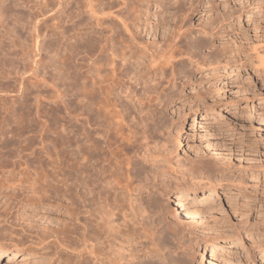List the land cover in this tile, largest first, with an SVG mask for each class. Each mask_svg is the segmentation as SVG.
Returning a JSON list of instances; mask_svg holds the SVG:
<instances>
[{"label": "rangeland", "instance_id": "rangeland-1", "mask_svg": "<svg viewBox=\"0 0 264 264\" xmlns=\"http://www.w3.org/2000/svg\"><path fill=\"white\" fill-rule=\"evenodd\" d=\"M15 1L7 0L1 12L2 14L4 13L3 15H5L6 23L8 24H6L7 32L9 28L14 29L16 36L14 50L17 51V54L24 52L23 54L25 55L28 52L30 56L27 54V60L25 58L26 61L23 60L24 64L20 62V65L18 63L19 60L17 62L13 60L11 63L15 62L18 66L17 68L20 69L23 64V66L29 65L28 67L33 70H38L37 64L38 66L41 65L40 62H43V60H46V65L43 62L45 66L51 62L54 63L56 60L61 61H56L55 63L63 66L67 65L65 69L63 68L65 70L64 73L66 75L68 71V74L71 73L72 75L67 74L69 78L64 75L63 81L57 84L64 85V82L67 83L68 80L76 83L73 84L72 81H68V83H72L70 86L73 88H68L69 84H67L68 87L65 86L66 84L64 85L65 89L62 87L66 92V96L65 94L62 95L61 86L54 88L56 93L60 91V96H54V101L48 97L52 95L51 93L54 95V91H46V94L43 93L44 96L39 98L40 102L38 100L39 104H41L39 107V104H36L35 95H32L34 92L31 94L29 92L31 89L29 88L28 92L30 95L23 90L25 85L31 87L29 81L35 79L30 73H27L25 78L24 76L14 75L9 80L3 81L8 86L0 81V84L5 85L4 89L0 85L2 88H0V246H12L16 250L21 248L24 251L39 254H44L45 252L46 256H48L47 258L55 261L56 264H102V244L98 245V240L95 241L93 238L82 236L84 229L90 230V220L92 223L91 214L97 209L96 199L100 198L98 196L100 189L97 188V191L95 187H100L99 181L102 179V106H111L107 105L102 98V57H99L102 54H99L97 50L95 54L94 52L92 55L85 54L81 51L82 49L78 48L75 52L73 51L74 53H65L61 50L60 57L56 58L55 47L57 49L58 42H61L54 35L57 33V25L59 26L56 20L59 9L57 0ZM207 1L213 2V5L221 3L219 8L221 13L218 9L211 10L210 5H206ZM199 2L202 5L197 8L196 5ZM212 2L210 0H199L196 2L197 4H192L194 6L191 5L190 10V6H185L186 8H183L182 11L184 13L180 14L182 18L179 19L185 22V29L189 30L190 28L189 32L192 33L199 31L198 29L204 27L203 25L206 22L207 25L212 23V27L218 31V36H214V38H208L207 36L208 44L212 46L211 43H215L213 46L223 47L227 53V58L230 60L224 59L223 61L222 59L223 63L227 64V67L214 70L212 69L213 66L222 62L221 60L214 62L216 59L215 52L202 51V56L206 57L207 63L205 62V65L191 66L190 63L188 65L186 59H183L184 61L186 60V63L184 62L183 64L186 66L183 70L186 74H182V77H180L182 80L184 78L187 80V82L181 81L185 83L183 86L181 85L185 89L179 86L181 83L179 82L177 87L174 88L175 91L178 88L177 91L175 92L173 89L172 93H175L169 101H165L166 106L164 107L166 109L164 108L165 110H163L162 108L165 104H161V108L159 109L158 107L156 111L157 114L159 112L158 117L163 115L165 118L163 119V116L160 117L163 126L160 130V136L161 138L167 137L168 140L170 139L168 144H170L171 148L177 146V150H170L171 154L173 153L171 156L176 157L175 160L169 157L174 160L173 163L177 161L178 163H176L179 166L184 165L181 167L190 170L193 167L195 169V165L199 166L201 161L200 165L204 164L205 168L204 166L203 168L206 169L205 171L209 170L208 167L214 166L213 168H216L215 172L209 170V172H214H210L211 175L209 174V176H212L211 178L208 174L206 176L212 182H215L218 193L210 192L212 199L203 201L208 205L206 208L207 212L200 218V227L197 229V235L191 236L193 242H195L194 240L199 241L200 246L194 252L190 251V253H193V256L190 255L193 258L191 262L189 261L190 264H210V253L213 248L211 241L222 234L228 235L225 237L227 238L226 241L239 239L237 242L240 243V245L232 247L225 245L217 247L216 251L218 250V252L216 253L224 257L222 259L225 264H264V254L260 251L261 249L264 250V70L257 66L260 60L264 61V0H212ZM152 8L151 13L155 12L153 10L155 8ZM223 10L227 11L225 15H222L224 14ZM187 11L190 12L187 13ZM228 13H232L233 16L232 14H230L231 17L230 15L228 16ZM223 16L225 20L221 22L222 24L220 22L217 23L218 19L219 21L223 20ZM37 19L38 21H36ZM151 23H154L152 19ZM214 23L215 25H213ZM181 25L184 26V23L181 22ZM229 25L233 28L231 29ZM207 27L209 28L210 26L208 25ZM2 34L3 32L0 35ZM147 36L148 34L143 33V39L146 38L144 41L151 39L150 36ZM212 40L214 41L212 42ZM218 55V57L221 56L219 53ZM28 57H30L29 60ZM96 58L99 59L97 60ZM239 61L240 66L237 67ZM25 62L28 64H25ZM55 63L54 65H56ZM93 63L99 72L91 69ZM88 68L91 71L93 70V75L88 73L90 71ZM192 69L193 71H191ZM96 72L99 75L94 74ZM187 74H190V77L183 76ZM90 75L93 78L97 76L95 78L96 81ZM22 77L24 78L23 80ZM65 78L68 80L64 81ZM19 81L20 83L22 81L21 87ZM31 82L33 83L34 81L32 80ZM242 82L246 83L245 86L236 87L239 83L243 84ZM63 89L62 91L64 92ZM20 90L21 93H18ZM199 91L200 93L202 92L200 94V96H203L201 99ZM239 91H243L242 94L245 95V99L241 106H234L230 100ZM197 92L198 95L196 94ZM59 93L55 95L57 96ZM211 98H214L215 101L218 99L215 111L211 113V116L214 117L211 119L202 118L201 113L204 105L201 104ZM102 101L105 102L104 105H102ZM167 116L168 118H166ZM70 118H75L79 122L77 123L75 119L71 120ZM48 120L53 121L51 126L50 123H47ZM70 121L73 122L71 123ZM164 122L165 124H163ZM178 129L179 132L177 131ZM123 131L125 132L126 130ZM124 132L122 137L126 136L127 131L126 133ZM164 133L166 135H163ZM178 135H181V144L179 145L175 142ZM119 139L120 137L117 140ZM124 141L122 142L123 144L118 142L121 145L118 147L119 149L123 148L125 150L124 143L126 142ZM46 143L49 144V147L44 148ZM78 143L81 144V150H83L79 149V153L76 149V144ZM118 145L116 143V146ZM116 146H114V150L115 148L119 150ZM116 153L117 156H121V160L117 157L121 163L125 161V156H127L126 160L133 159L132 154L130 153V155L127 151L123 153L120 149ZM128 155L130 156L129 158ZM122 157L124 158L123 162ZM51 161L60 166L61 170H63L61 171L62 173L70 174L71 179L80 177L84 181L85 178L86 181L89 180L86 184V189L74 188L76 194H74V191L66 193L62 189L63 187H59V190L55 191L57 193H53L54 195L41 191L39 193H30L28 188L29 186L33 187L35 171L40 172L41 170L38 168L41 166L43 168L41 172L50 175V167L48 166ZM193 161H197V164L191 165L194 164ZM186 164H190L193 167H186ZM57 165L56 167H58ZM41 167L40 169H42ZM79 169L84 170H81V173ZM75 170L80 172V174L78 172L76 174ZM198 170L200 171L201 169ZM57 171L59 172L60 169ZM199 171L196 173L205 172L204 170ZM202 175L206 177L205 174ZM40 183L41 185L44 184L43 182ZM93 187L94 191L92 193L90 191L93 190ZM81 191L85 195H82ZM206 191H208L207 187L196 188L194 192L189 193V200L186 202L190 203L191 201L192 203L193 198L199 200L202 199V196L207 197L203 195ZM87 192H90V195ZM40 193L43 195H40ZM79 193L83 198H81ZM95 194L97 197H95ZM171 195L164 198V200L167 198L164 204H167L166 207L170 206L167 207L168 211L173 210L174 212L177 210L176 212H178L181 220L183 219V213L174 206L177 202L178 193ZM232 226L234 227V232H236L225 233L227 229L225 227L232 228ZM91 231L92 228L90 233L93 232ZM205 240L207 243L204 244L203 241ZM101 241L100 243H102ZM203 247L205 250L202 251ZM13 253L14 250L8 253L0 264H21L19 261L14 260ZM170 256L169 260L172 263L179 257L175 258L174 253ZM191 258L186 259L189 260ZM213 261L215 264H223L221 259L219 261L218 259H213ZM33 263V261L30 262V264Z\"/></svg>", "mask_w": 264, "mask_h": 264}, {"label": "bare ground", "instance_id": "bare-ground-1", "mask_svg": "<svg viewBox=\"0 0 264 264\" xmlns=\"http://www.w3.org/2000/svg\"><path fill=\"white\" fill-rule=\"evenodd\" d=\"M61 1L62 0H57V7H59V9L57 14L58 16L56 17L55 15L59 26L57 25V33L54 35L59 41L61 40V42H58L57 44L58 48L56 49L55 47V56L56 58L60 57L61 50L65 53H72L73 51L75 52L76 50H78V48L82 49L81 51L85 54L92 55L93 52L95 54L96 50L99 54H102V56H99L102 57V98L107 103V105L109 104L112 106H108V109V107L104 105L105 102L102 101V105H104L102 106V179L100 181L98 180L100 182V187H95L96 189H100V191L98 192V196H100V198L98 197V199H96L97 209L96 211L94 210L95 212H92L91 214L92 223L90 220L91 227L89 226V229L91 230L92 228L93 232L91 231L92 233H90V230L84 229L82 236H85L87 238L89 237L91 239L93 238L95 241L98 240V245L102 244V264H190L193 259L191 258L193 256L192 252L197 250V247L200 246L199 241L194 240L195 242H193L191 236L197 233V229L200 227V218L207 212L206 208L208 207V205L206 204V202L203 201L212 199V195L210 194V192H213L214 194L218 193L216 190L215 182H212V180L210 179L212 176H209L210 172H215L216 168L214 169V166L208 167L209 170L213 171H205L206 169H204V164H201L202 167L200 165L201 161H198L200 168H198V165H195L197 164V161H193L194 164L191 165H195L196 168L201 169L200 171H205L204 173H196L199 170L196 168L194 169V167L190 164H186V167H193V169L191 168L189 170L188 168L185 169V167L182 168L184 166L181 165L182 163L180 164L182 167L177 164V161V163H173L176 157L174 158L173 156H171L173 153L171 154L170 150H177V146L175 145L176 147L173 146L174 148H171L169 146L170 144H168L170 143V139L168 140L167 137L161 138L160 130L163 126L160 117H162L163 115L161 114L162 116L158 117L157 115H159V112L157 114L156 111L158 110V107L160 109L161 106L166 103L165 101H169V99L177 91L178 88L176 89V91L174 88L177 87L179 82L183 80L187 82L185 78L183 80L181 79V75L186 74L183 71L184 67H186L183 65L186 60L188 62V65L191 64V66H198L200 64L205 65L206 57L202 56L203 50L205 52H215L216 59L218 60L214 58V61L210 60V58V61L216 62L220 60L222 61V59L223 61L224 59H229L227 58V53L223 47L213 46V44L215 43H211L212 46L208 44V38H214V36H218V31L212 27V23L208 24L212 29L210 27L208 28L207 22L203 25L204 27L200 28L201 30L198 29L199 31H197L196 33L189 32L190 28L189 30L185 29V22L182 21V19H179L182 18L180 14L182 15V13H184L182 11L183 8H186L185 6H190V10V8L194 6L192 4H197L196 2L199 0ZM210 1L212 2V0ZM5 2H7V0H0V31L1 33L3 32V34L0 35V81L2 83H5L3 81H6L7 79L9 80V78L14 77V75L24 76L25 78V75L27 73H30V75L35 78L32 79L34 82L32 83V80L29 81L31 83V87H27L28 85H25L26 82L23 83V85L26 86H24L25 89L23 90H25V92L28 94H32L34 92L35 94L33 93L32 95H35L34 98L35 101L37 100V102L38 100L40 102L39 98L43 97V93H45L46 91L53 92L54 88L58 86H61L60 88H64L65 86L68 87L67 84H69L68 88L72 87L70 86V84H72L73 81L71 80L72 83H70L71 81L67 79L69 78L67 77L68 71L66 75L64 73L65 66L67 65L63 66L59 63H55L57 60L54 62L56 65H54V63H52L50 60L51 63L45 66L47 64L45 63L46 60L44 61L43 59H41L43 60L45 65L43 64V62L40 61L39 62L41 65L38 66V64L36 63L37 68L39 67L38 70H33L31 67H28L29 65L23 66V62L27 60V54L28 56H30V54L28 52L27 54L25 53V55L23 54L24 52H20L17 54V51L14 50L16 45V36L13 31L14 29L12 30L11 28H9L7 32L6 18L5 15H3L4 13L2 14L1 12L3 10L2 8ZM15 2H17V0ZM201 2L196 5L197 8L201 7ZM212 3L207 1L206 5H210L209 7L211 8V10L218 9L219 11L221 3L218 5H213ZM17 5L20 4L18 3ZM152 7L155 9H153ZM151 8L155 10V12L153 11L154 13L152 12L153 14L151 13ZM188 12L190 11H187V13ZM225 12L227 11H224V14L222 15H225ZM230 14L228 13L227 15L229 16ZM13 15L15 16V14ZM151 19L154 21L153 24L151 23ZM224 20L225 18L223 16V20L219 21L218 19L217 23L220 22V24H222L221 22ZM36 21H38V19ZM180 21L184 23V26L181 25ZM205 25L207 26L205 27ZM213 25H215V23ZM216 26L218 25L216 24ZM232 28L233 27H231V29ZM143 33L148 34L151 39L144 41L146 38L143 39ZM213 41L214 40H212V42ZM218 53L221 54L220 57H218ZM29 59L30 57H28V60ZM183 59L186 60L184 61ZM13 60H16L15 62L19 60L18 63H23L22 68H17L18 66L15 62H12V64L11 61ZM223 61L219 64H215L212 69L216 70L219 68L227 67V64L223 63ZM26 63L27 62H25V64ZM239 63L240 61L238 62L237 67L240 66ZM93 66L94 63L92 64V67L90 64L91 69L96 70V67L94 66V68ZM257 66L261 67L264 70V61L260 60V62L257 63ZM88 69L90 70V68ZM92 71L90 70L88 73L93 75ZM96 71L99 72L98 68ZM191 71H193V69ZM97 72L94 74H98ZM64 75L65 77H67L64 79V81L68 80L70 82H64L66 85L64 84V86L62 84V86L59 84L60 81H63ZM189 75L187 74L183 76H187L188 78ZM24 78L22 77V80ZM95 78H97V76ZM95 78L93 79L95 80ZM2 83L0 85H2ZM21 83L19 81V85ZM74 83L76 82L74 81ZM6 84L7 83H5V85ZM184 84V82H181L179 86H183ZM245 84L246 83H239L236 87H243L245 86ZM3 85L2 87L4 89L5 85ZM29 88L31 90H34H32V92L30 90L29 93ZM62 89H60V91L63 95L66 92L64 90L65 88L63 89L64 92L62 91ZM173 89L175 91L174 93H172ZM21 90L20 92L18 91V93H21ZM242 92L239 91L233 95L234 98L230 100L232 102V105L241 106L242 102H244L245 99V95H243ZM54 93L57 94L55 91ZM201 93L199 91V96ZM51 94V96L48 94V97L52 101H54L55 97L60 96V93L57 96L55 94L53 95V93ZM196 94L198 95V92ZM21 96L23 95L21 94ZM201 97L203 96H200V99ZM217 100L215 101L214 98H211L209 101L205 100L204 103L201 104L204 105L202 109L203 111L201 113L202 118L211 119L212 117H214L211 116V113L215 111L216 105L218 104ZM37 102L36 104H39V102ZM40 105L41 104H39V107ZM164 106H166V104L163 105V110L166 109V107ZM164 115L166 116V114ZM162 118L165 119L164 116ZM166 118H168V116ZM70 119L73 120L75 118ZM52 122V120H48L47 123H50L51 126ZM75 122L78 123L79 121L76 120ZM163 124H165V122ZM123 130H126L127 133ZM177 131L179 132V129ZM123 132L126 133V136H123L125 141L122 137V135H124ZM173 134L175 135V133ZM163 135L166 134L164 133ZM180 136L181 135H178L175 139L177 145L181 144ZM119 137V140L122 139L121 141L117 140ZM123 141L126 142L124 143L125 150H123V148L120 149L123 153L124 151L125 153L126 151L129 152V154L131 153L133 157V159L126 160L127 156H125L124 154V158H126L125 162L124 158L122 157V162L124 161V165L120 162L121 156L116 155V151H120L118 147L121 146L118 142L122 143ZM116 143L119 145L116 146ZM80 145V143L76 144V149L78 153L79 149L81 150ZM44 146V148H47L49 147V144L46 143ZM114 146H116L119 150H116L115 148V151ZM113 150L115 151V153ZM117 157H119L120 160ZM129 157L130 156L128 155V158ZM169 157L174 158V160H171V158ZM50 163L51 164L48 166L50 167V175L48 173L46 175L44 174L45 172H41L43 171V168L39 165L42 169H40L39 167L38 169L41 171H35V180L33 181V187L29 186L28 188L30 193H39L41 191L43 193H48L52 195L53 193H57L55 191L59 190V187H63L62 189H64L66 193L74 191V194H76L74 188L81 190L83 188L86 189V184L89 180L86 181L85 177L84 181L83 178L78 177L77 179H75L73 178V176L72 178L75 179L74 181H76L74 183V181L72 182L73 179H71V177L69 176L70 174H65L64 172L62 173L61 171L63 170H61L60 166H58L57 163L55 164L52 161ZM209 164L211 165V163ZM56 165L59 168L56 167ZM58 169H60V173L57 171ZM84 169H79V171H83ZM76 170L75 172L77 174L78 171ZM78 173L80 174V172ZM202 174H205V176L206 174H208L210 178H208V176L203 177L204 175ZM39 182H43L44 184L41 185V183L39 184ZM202 187L208 188V191L203 194L207 197L202 196V199L199 200L193 198L192 203L191 201L190 203L186 202L189 200V193L194 192L196 188ZM92 189L93 190L90 192L93 193L94 187ZM80 193H82V191ZM80 193L79 195L81 196ZM89 193L87 192V194ZM174 193H178V197H176L177 202L174 206H176L177 209L179 208L180 211L183 213V219L181 220L179 218L178 212H176L177 210L174 209V212L173 210L168 211L167 207L170 206L166 207L167 204H164V201L165 203L167 201V198L166 200H164V198ZM40 195L43 194L40 193ZM82 195L85 194L82 193ZM95 197H97L96 194ZM81 198H83V196H81ZM230 227H225L227 228L225 230V233L236 232H234L233 226L232 228ZM227 236L228 235L226 234H222L218 236V238H213L214 240L211 241V246H213V248L210 253V264H215L213 259H218V261L219 259H221V262L225 264L222 259L224 257L216 253L218 252V250L216 251L217 247L224 245L228 247L240 245V243L237 242L239 241V239L226 241L227 238L225 237ZM100 241L102 243H100ZM203 243L205 244L207 243V241L205 240L203 241ZM12 250H14V260L19 261V263L21 264H30L31 261L34 262L33 264H56L55 261H51L47 258L48 256H46L47 254L45 252L44 254H39L36 252L24 251L21 248L16 250L12 246H0V262ZM203 250H205L204 247L202 248V251ZM190 251H192V254L190 253ZM260 251L264 254L263 249H261ZM173 253L175 254V258L179 256L177 258L178 261L176 259L175 261H173L174 263L170 262L169 260V257H171L170 255ZM186 258L191 259L188 260Z\"/></svg>", "mask_w": 264, "mask_h": 264}]
</instances>
